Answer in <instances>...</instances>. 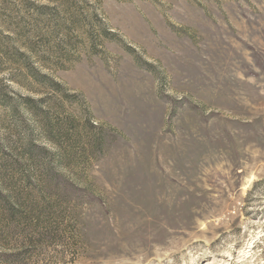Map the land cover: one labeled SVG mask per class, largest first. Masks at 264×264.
I'll return each mask as SVG.
<instances>
[{
	"label": "rangeland",
	"instance_id": "374dc122",
	"mask_svg": "<svg viewBox=\"0 0 264 264\" xmlns=\"http://www.w3.org/2000/svg\"><path fill=\"white\" fill-rule=\"evenodd\" d=\"M0 177V264H264V0H0Z\"/></svg>",
	"mask_w": 264,
	"mask_h": 264
},
{
	"label": "trees",
	"instance_id": "16d2710c",
	"mask_svg": "<svg viewBox=\"0 0 264 264\" xmlns=\"http://www.w3.org/2000/svg\"><path fill=\"white\" fill-rule=\"evenodd\" d=\"M46 79L48 78L42 76L40 79L38 78V81L45 83L44 81ZM28 102L33 104L34 100L28 99ZM46 128L48 135H52V130L49 124H47ZM26 143L27 144L21 146V151L23 152V155H30L32 141L28 140ZM22 202L23 195L15 189L7 190L3 183V179L0 177V253L3 251V246L1 244L3 239L8 236L10 227L22 221L34 220L37 216L36 214L38 213V210L36 207L31 205L26 206ZM0 257H2V255H0Z\"/></svg>",
	"mask_w": 264,
	"mask_h": 264
}]
</instances>
